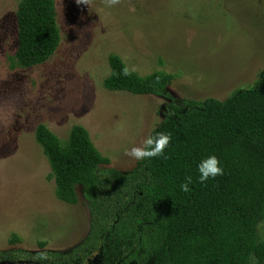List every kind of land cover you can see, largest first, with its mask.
<instances>
[{
	"label": "rangeland",
	"instance_id": "rangeland-1",
	"mask_svg": "<svg viewBox=\"0 0 264 264\" xmlns=\"http://www.w3.org/2000/svg\"><path fill=\"white\" fill-rule=\"evenodd\" d=\"M19 1L0 0V251H37L42 241L63 252L85 238L89 210L79 189L76 204L56 198L36 126L64 140L82 125L111 167L130 171L137 160L125 150L143 145L168 100L106 89L108 55L142 75L171 73L177 103L223 100L264 68V0H54L60 43L32 67L14 58Z\"/></svg>",
	"mask_w": 264,
	"mask_h": 264
},
{
	"label": "trees",
	"instance_id": "trees-1",
	"mask_svg": "<svg viewBox=\"0 0 264 264\" xmlns=\"http://www.w3.org/2000/svg\"><path fill=\"white\" fill-rule=\"evenodd\" d=\"M16 63L47 61L60 43L54 0H20L15 12ZM108 90L168 100L151 131L171 135L163 155L137 160L130 171L110 166L87 130L75 124L61 140L46 125L34 131L54 180L57 199L89 210L85 238L67 251H0V264H264V68L248 88L225 99H183L168 91L173 75L140 74L108 55ZM131 70L124 75L123 69ZM218 157L223 174L201 183L197 165ZM188 176L190 191L180 188ZM12 242L18 241L12 236ZM38 252L49 259L34 260Z\"/></svg>",
	"mask_w": 264,
	"mask_h": 264
},
{
	"label": "clouds",
	"instance_id": "clouds-1",
	"mask_svg": "<svg viewBox=\"0 0 264 264\" xmlns=\"http://www.w3.org/2000/svg\"><path fill=\"white\" fill-rule=\"evenodd\" d=\"M78 4H89L90 0H76ZM120 0H105L107 6L111 7L118 4ZM134 70V69H133ZM124 75H130L131 70L128 68L123 69ZM171 141V135L165 132H157L155 136L149 135L144 141L142 146H133L131 149H126L125 154L133 157L136 160H143L145 158L157 157L163 155L164 149ZM200 173L199 180L201 183L206 182L209 178H215L223 174V169L220 167L218 157L215 155L207 156L200 161L197 165ZM192 183V177L188 176L186 180L181 183L180 188L182 191H190L188 185ZM34 260L49 259L47 252H38L32 257Z\"/></svg>",
	"mask_w": 264,
	"mask_h": 264
}]
</instances>
